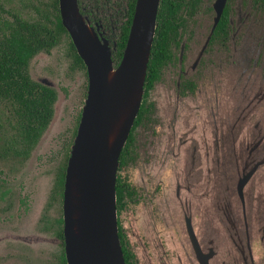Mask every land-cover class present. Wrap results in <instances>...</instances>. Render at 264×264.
Instances as JSON below:
<instances>
[{
  "label": "flooded vegetation",
  "instance_id": "obj_1",
  "mask_svg": "<svg viewBox=\"0 0 264 264\" xmlns=\"http://www.w3.org/2000/svg\"><path fill=\"white\" fill-rule=\"evenodd\" d=\"M187 2L156 77L143 88L118 164L123 258L125 252V264H264V0ZM161 86L178 97H201L203 112L185 124L178 111L167 128L171 103L159 99ZM232 99L246 101L236 106ZM8 113L0 106L1 124ZM11 131L0 127V164L28 159L40 139L20 159ZM7 178L0 170V213L25 214L30 204L19 197L11 210ZM53 187L54 180L41 218L59 201ZM137 213L145 226L140 256L130 235Z\"/></svg>",
  "mask_w": 264,
  "mask_h": 264
},
{
  "label": "water",
  "instance_id": "obj_2",
  "mask_svg": "<svg viewBox=\"0 0 264 264\" xmlns=\"http://www.w3.org/2000/svg\"><path fill=\"white\" fill-rule=\"evenodd\" d=\"M159 2L135 0L127 40L115 65V44L110 46L97 26L90 25L78 0H58L61 24L87 75L86 97L64 175L66 264H125L117 232L116 176L142 99Z\"/></svg>",
  "mask_w": 264,
  "mask_h": 264
},
{
  "label": "rangeland",
  "instance_id": "obj_3",
  "mask_svg": "<svg viewBox=\"0 0 264 264\" xmlns=\"http://www.w3.org/2000/svg\"><path fill=\"white\" fill-rule=\"evenodd\" d=\"M47 1L0 0V22L4 18L10 20L11 14L25 20H36L35 8L43 9ZM97 5L96 8L89 3L87 9L91 12L88 13L89 16L87 14L84 16L91 26L94 27V24L101 26L100 31L110 41L111 46L115 44L112 42L116 40L126 0H100ZM65 42V40L60 42L48 53H38L28 64L31 79L54 88L57 92V100L54 105V116L28 159L17 163L4 160L0 164V170L8 177L6 186L11 191L9 199L11 210L14 204L17 205V197L24 201L25 205L30 204L25 214L20 209L17 215L12 212L0 213V264H58L61 242L52 233L53 230L46 232L45 228L49 223L52 228L54 221L62 217V199L52 205L44 218H41L43 217L42 209L56 170L63 160L69 142L73 140L72 132L84 104L87 90V75L83 70L72 65ZM239 83L243 85L241 81ZM243 87H246L245 84ZM247 87L250 89V86ZM172 89V86L168 90L167 87L161 86L163 95L159 93V99H169L171 103L168 104L166 122L167 128L170 129L177 121L175 115L178 111L180 121L188 124L187 118L192 117L193 113L203 112L204 107L201 97L194 99L178 97ZM229 93L233 92L229 91ZM176 99H178V105ZM179 99L183 101L179 102ZM231 101L238 106L246 99ZM245 127L246 131L249 130L251 133L252 128L247 121L243 122V128ZM1 207H4V204L0 203V209ZM2 218L5 219L2 220ZM130 221H132L130 224L133 232L130 235L135 246L134 250L140 256L141 252H144V248L141 247V237L145 226H142L140 213H137L135 219Z\"/></svg>",
  "mask_w": 264,
  "mask_h": 264
},
{
  "label": "trees",
  "instance_id": "obj_4",
  "mask_svg": "<svg viewBox=\"0 0 264 264\" xmlns=\"http://www.w3.org/2000/svg\"><path fill=\"white\" fill-rule=\"evenodd\" d=\"M99 1L79 0L81 12L87 15L88 13L90 14L91 11L87 9V5L91 3L92 6L97 8ZM187 1L160 0L159 2L156 15V29L144 80V91L150 87L153 79L156 77L161 63V56L167 48V41L175 31L176 17L182 6L187 8ZM134 5L135 0H126L123 19L118 25L115 49L112 54V59L116 65L121 59L127 40ZM35 11L37 19L33 21L11 14L10 17L12 19L4 18L0 22V106H3L9 112L7 116H4L3 124L0 123V127L6 125L12 130L13 138L9 136V141H12L14 144L18 143V147L14 153L20 159L28 157L30 150L47 128L53 117V105L57 99V92L54 88L31 79L28 73L29 61L40 52H50L60 42L65 40L72 65L77 69L83 70L86 75V67L78 56L68 32L61 24L58 0H48L43 9L36 7ZM80 115L77 117L72 138L76 134ZM72 142L73 140L69 142L70 146ZM69 145L54 177L53 188L60 201L63 197L64 175L70 151ZM126 147L127 144L121 150L119 163L124 159ZM115 191L117 202H119L121 199V189L117 180ZM52 230V233L62 241L58 264H66L62 217L54 221ZM124 259L126 260L125 252Z\"/></svg>",
  "mask_w": 264,
  "mask_h": 264
}]
</instances>
